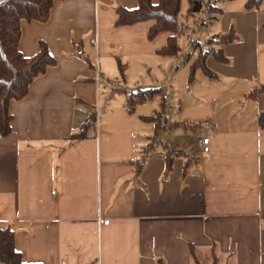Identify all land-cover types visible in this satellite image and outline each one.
Instances as JSON below:
<instances>
[{
  "label": "crops",
  "instance_id": "1",
  "mask_svg": "<svg viewBox=\"0 0 264 264\" xmlns=\"http://www.w3.org/2000/svg\"><path fill=\"white\" fill-rule=\"evenodd\" d=\"M249 1L222 2L208 41L232 30L238 40L224 46L226 62L209 55L216 78L198 70L192 85L198 53L182 69L179 54H158L169 33L148 41L154 21L115 26L116 9L134 10L137 0H55L46 23L22 22L23 55L44 42L57 62L11 102L12 133L0 136V224L15 232L26 263L195 264L193 247L201 264H213V251L217 264H264V94L250 98L264 85V5L247 10ZM78 46L95 68L76 55ZM119 64L124 86L116 79L101 98L99 83L120 74ZM127 78L136 81L131 92L174 93L166 118L195 130H167L155 140L154 123L142 117L162 103L130 114L126 94L113 90L128 91ZM93 107L94 137L72 144ZM160 141L189 160L176 158L166 174Z\"/></svg>",
  "mask_w": 264,
  "mask_h": 264
},
{
  "label": "trees",
  "instance_id": "2",
  "mask_svg": "<svg viewBox=\"0 0 264 264\" xmlns=\"http://www.w3.org/2000/svg\"><path fill=\"white\" fill-rule=\"evenodd\" d=\"M55 0H0V136H8L12 133V115L10 113V104L12 101H19L29 95V89L38 76L44 74L48 68L56 66L57 62L51 55L49 48L44 42L40 43V50L31 58H27L21 52L19 45L22 38L21 24L23 21L28 23L39 22L46 23L50 18V12L54 6ZM139 7L134 10H128L123 6L116 9L118 20L116 27L134 26L137 23L154 21L150 26L148 41L155 39L164 32L170 36L165 48L158 51L161 56L174 57L180 53L179 37L184 33L182 24L181 10L182 0H137ZM235 0H188L189 8L188 18L197 15H205L207 20H217L223 15V8L219 4L222 2H232ZM264 5V0H250L246 6L247 10L260 9ZM238 40L235 30L223 36H216L207 42L209 48L206 51L198 52L194 63L190 68L189 83L192 85L195 81L196 72L201 70L209 78H216L217 75L208 69L206 63L209 55L214 56L219 62L224 63L227 58L224 57L223 48L225 45L232 44ZM201 43H196L198 48ZM76 55L88 63L90 68L95 65L89 61L82 47ZM188 60H191L189 55ZM119 71L122 81H125V69L123 64H119ZM115 93L126 94L127 110L134 114L141 105L159 98L161 101V111L152 114L149 117H142L147 123L155 125V140L167 130L178 128L193 129L189 124L170 123L167 116L169 108L167 93L164 88L138 89L136 92L128 93L125 89L114 88ZM264 94V85L257 88L250 94V98L255 99L258 95ZM91 107V106H90ZM259 124L264 129V111L259 114ZM97 109L93 107L86 121L79 131L71 134L69 140L72 144L94 137L93 132L97 130ZM162 146L166 151L165 162L166 174H168L176 158H186L189 160V153L177 147L169 141L163 142ZM153 143V142H152ZM152 146V144L150 145ZM15 232L12 228L0 224V263L1 264H28L23 259V255L17 252L15 247ZM214 249V248H213ZM195 264L199 263L196 258V251L190 248ZM213 253V264H217L215 251ZM40 264V263H38ZM157 264H165L163 260H158Z\"/></svg>",
  "mask_w": 264,
  "mask_h": 264
},
{
  "label": "rangeland",
  "instance_id": "3",
  "mask_svg": "<svg viewBox=\"0 0 264 264\" xmlns=\"http://www.w3.org/2000/svg\"><path fill=\"white\" fill-rule=\"evenodd\" d=\"M188 8H189L188 0H183L182 10H181L182 15H181L180 20L182 24L184 25V28H183L184 33L179 37L178 44L180 45V53L178 57H176L177 60H181L182 69H186V64L188 60L187 57L189 55H191V58L194 59V57L197 55L200 49L202 51H206L209 48V46L207 45L208 34H210V31L212 30L213 24L211 23H213L214 21V20L203 21L206 19L205 15H198L193 18H188V14H187ZM196 43L198 44L201 43L202 44L201 47L198 48V46H196ZM94 64L97 66V62ZM159 72L161 73L162 71H159ZM155 73H156V70L154 69L153 70L154 78L156 75ZM121 80H122V77L120 74H118L117 76H111L110 74H107L106 76H104L101 83H99L100 90H101L100 97L104 98L107 92L109 91L111 93L112 88H110L109 86H112L113 81L115 82L117 81L116 84L124 86ZM126 80H127L126 85H125L126 89H128V91L130 92L133 91L134 89H132L133 87H131V85L134 86L136 84V81L132 80L129 82L128 78ZM146 80L147 79H145V81ZM129 83L131 85H129ZM141 89H146V88H141ZM167 93H168V101L171 104L174 93H169V92ZM173 111L174 110L170 107L168 115L172 114ZM97 112H98V108H97Z\"/></svg>",
  "mask_w": 264,
  "mask_h": 264
},
{
  "label": "built area",
  "instance_id": "4",
  "mask_svg": "<svg viewBox=\"0 0 264 264\" xmlns=\"http://www.w3.org/2000/svg\"><path fill=\"white\" fill-rule=\"evenodd\" d=\"M200 144L203 146V152L204 154H209L210 153V146H209V139L208 138H202L200 141ZM54 193V192H53ZM262 223L264 225V217H262Z\"/></svg>",
  "mask_w": 264,
  "mask_h": 264
}]
</instances>
